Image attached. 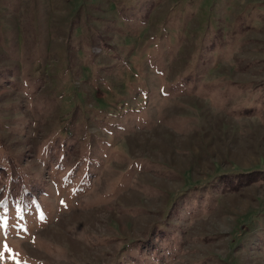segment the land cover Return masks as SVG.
<instances>
[{
	"label": "rangeland",
	"instance_id": "374dc122",
	"mask_svg": "<svg viewBox=\"0 0 264 264\" xmlns=\"http://www.w3.org/2000/svg\"><path fill=\"white\" fill-rule=\"evenodd\" d=\"M0 264H264V0H0Z\"/></svg>",
	"mask_w": 264,
	"mask_h": 264
}]
</instances>
